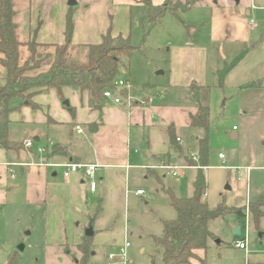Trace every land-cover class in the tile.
I'll return each instance as SVG.
<instances>
[{"label":"crops","instance_id":"1","mask_svg":"<svg viewBox=\"0 0 264 264\" xmlns=\"http://www.w3.org/2000/svg\"><path fill=\"white\" fill-rule=\"evenodd\" d=\"M165 1L152 0L155 5ZM76 2L73 44L97 43L109 29L114 34L128 35V25L133 18L134 7H142L139 0ZM252 2L264 7V0L198 2L197 6L213 8L209 40L199 44L186 42L185 45L176 47V59L173 61L169 83L164 89L149 85L146 88L149 89V99L145 106L128 108L124 103L114 104L111 100L104 99L101 108L94 109L90 106L87 93L80 95L71 87L63 88L64 99L59 95V100H55L56 113L52 110L47 112L50 128L46 133L36 132L34 136L38 139L36 142L45 137V145L49 140H57L61 144L57 148H49V152L59 150L47 158L50 162L74 160L98 163L100 169L97 173L96 191L90 190L83 171L65 178L62 167L14 165L21 167L24 175L23 192L26 202L33 206H42L45 211L46 233L51 235L55 242H59L60 247L67 242V227L81 216L82 209L88 207L90 193L98 194V216H107L109 222H115L120 217L125 219L132 170L152 169L148 166H153L158 158L173 164L171 152L176 147L181 151L183 163L186 162L187 155L183 151L184 137L181 130L192 127L191 115L198 111L190 86L195 83L226 90L228 83H219L222 64L230 65L235 62L225 77V80H232L231 86L235 89L234 93L225 97V105L237 99L239 122V125H234L233 129L228 131L233 141L238 142L230 149L233 154L230 160L238 163V167L232 169L237 173L243 172L249 181L253 170L264 168V70L261 69L264 64V18H260L259 23L254 21L253 24L248 19L255 11H264V8L251 9ZM16 7L19 10V35L22 33L24 37L29 38L35 36L39 42L44 43L65 42L68 0H16ZM217 7H220L221 11L216 12L214 9ZM221 30L225 34L222 41ZM247 63L256 67L257 75H244L242 71L236 74L237 70ZM127 80L132 86L131 75ZM251 81H256L257 84L243 86ZM132 92L136 95L141 93L133 87ZM66 98L70 102L69 106L61 104ZM91 123L99 124L95 131L89 129L88 125ZM169 125L174 126L175 135L180 138L176 144L170 141ZM76 126H81L83 131L78 132ZM201 137L203 135L196 137L197 154L198 139ZM45 145L35 143L32 148L7 150L15 153L17 159H7L6 163L0 165V202L7 200V193L3 188H7L8 171L12 178H16L15 172L12 176L9 164L39 161L41 156L36 149ZM21 151L24 154L22 159ZM224 156L221 159L226 164L225 160L229 157L225 154ZM57 168H60V171ZM135 192L136 190L134 194L139 196ZM89 226L94 230L93 224L88 221L84 232ZM111 243L113 242L104 241L100 246ZM203 253L200 252L201 255H204ZM106 260L107 255L105 263Z\"/></svg>","mask_w":264,"mask_h":264},{"label":"rangeland","instance_id":"2","mask_svg":"<svg viewBox=\"0 0 264 264\" xmlns=\"http://www.w3.org/2000/svg\"><path fill=\"white\" fill-rule=\"evenodd\" d=\"M175 5L176 1L172 0L170 6ZM219 8L214 10L219 12L221 11ZM212 13L213 8L199 5L180 12V17L168 12L152 26L150 33L144 36V28L147 29L150 25L148 22L143 23V6L134 7L133 18L128 25V34L131 33L133 42L141 46V49L132 54L128 60L129 68L122 67L121 74L126 79L131 75L133 89L141 92L137 93V96L143 97L148 102L149 89H145L147 83L162 89L166 87L170 81L173 61L176 59L174 56L177 46L185 45L186 42L199 44L209 40ZM260 18H264V11H255L248 16L250 21L256 23H259ZM221 31L222 41L225 34L223 30ZM28 38L20 33V39ZM247 64L235 71L236 74L242 71L244 75H257L256 67ZM226 66L222 64L221 70ZM261 69L264 70V64ZM2 74L0 67V77ZM225 77L223 82L229 85L226 90L208 86L211 111L209 163L204 169L207 183L206 200L212 208H216L223 199L224 204L221 206L223 216L209 222V228L215 234V239L209 242L205 264H264V216L256 220L246 208L248 202H254L264 195V168L253 170L249 181L243 172L237 173L232 169L238 167V163L230 160L233 156L230 149L238 142L233 141L228 131H231L234 125H239V122L237 99L225 105V97L235 91L231 86L232 80H225ZM55 100H59V94L53 88L34 97L37 108L26 103L21 104L20 99H13L11 105L17 107L10 114V140L23 142L30 139L45 145V137L36 142L34 134L46 133L50 128L47 112L52 110L56 113ZM64 101L61 104L64 105ZM181 134L184 137L183 151L187 155L186 162L183 163L181 151L177 147L171 152V161L175 165L188 164L193 168L185 169L184 175L178 178L167 168L170 163L158 158L154 161L152 169L132 170L126 217L109 222L107 216H98L100 212L97 214L93 223L96 234L90 238L92 252L88 264H105V256L125 239L131 242L128 254L133 264H152L153 260L154 264H163L162 249L155 246L153 236L162 234L164 220L175 219L177 216V211L171 205L166 190L172 188L178 197H190L193 194L192 183L200 167L197 161L190 162V157L198 155L196 137L204 135L205 131L202 128L191 127L181 130ZM58 145H61L59 141L53 140V144L48 142L45 146L51 149L57 148ZM220 152L229 157L225 160V167L219 157ZM20 156L21 159L24 156L22 151ZM7 159H17V157L12 151L8 152L0 148V165L6 163ZM57 169L60 171V168ZM14 170L16 178H12L8 171L7 188H3L7 193V200L0 202V264H7L14 253H16L15 264H74V256L77 259L81 257L77 246L85 235L84 227L88 224L87 214L94 215L99 209L98 194L89 192L88 207L82 209L81 216L67 227L65 234L71 251L68 254L60 247L59 242H55L51 235H47L45 211L42 206H33L26 202L23 192L25 180L21 167L14 166ZM96 180L98 181L97 177ZM137 189H143L146 194L136 196L134 191ZM234 208H244L245 224L243 219L236 215ZM238 227L241 228L239 236L235 234ZM245 236H247V251L235 245L237 238L241 239ZM104 241L113 243L100 246ZM20 246H23V249H20ZM192 264L203 263L194 260Z\"/></svg>","mask_w":264,"mask_h":264},{"label":"trees","instance_id":"3","mask_svg":"<svg viewBox=\"0 0 264 264\" xmlns=\"http://www.w3.org/2000/svg\"><path fill=\"white\" fill-rule=\"evenodd\" d=\"M144 9L143 23L150 27L144 28V36L148 35L154 24L159 22L168 12L180 17V12L192 9L201 0H179L175 6H170L172 0L155 5L152 0H139ZM75 6H69L65 23L64 43L39 42L35 36L27 40L20 39L18 21L19 10L16 0H0V67L3 73L0 77V148L5 150H20L24 142L10 140V114L17 107L11 105L13 99H20L21 104H29L37 108L34 97L51 88L63 98V88L68 86L78 90L80 94L87 93L90 106L101 108L104 102L103 93L112 89L125 96L126 89L117 88L115 82L122 77L121 68H129V58L141 46L135 44L131 34H114L109 29L97 43L73 44ZM25 49V54H24ZM242 55V54H240ZM235 62L227 65L219 72V83L223 85L226 73ZM124 77V76H123ZM256 81L244 83L243 86H254ZM149 85L145 86V89ZM190 90L195 99L198 111L191 115V126L202 128L203 137L198 139V164L195 179L192 183L193 194L190 197H178L172 188H167L171 205L177 211L175 219L163 221V231L160 236H153L156 247L162 249L163 264H191L198 259L206 263L205 254L209 249V242L215 239V234L209 228L212 219L223 216L221 206L223 201L212 208L206 200L207 187L204 173L209 163L210 154V90L208 86L192 84ZM64 99V98H63ZM50 122V120H49ZM98 123L88 125L95 131ZM170 141L176 144L177 137L174 126L169 125ZM22 143V145H21ZM47 152L45 158L58 153ZM193 160L190 158V162ZM226 205V204H225ZM236 215L245 224L246 212L244 208H234ZM249 210L256 220L264 216V195L249 203ZM97 213L87 214L89 224L96 220ZM245 227V226H244ZM93 236V235H92ZM84 235L77 246L81 257L74 256V264H88L92 252L90 238ZM62 248L69 254L68 243ZM200 252H204L201 255ZM16 263V253L12 254L7 264ZM154 264V260L152 262Z\"/></svg>","mask_w":264,"mask_h":264},{"label":"built area","instance_id":"4","mask_svg":"<svg viewBox=\"0 0 264 264\" xmlns=\"http://www.w3.org/2000/svg\"><path fill=\"white\" fill-rule=\"evenodd\" d=\"M251 9H258V8H264L262 6H258L256 5L254 2L251 3L250 5ZM253 20L250 21L251 24H253ZM115 85L117 88H123L126 89L127 94L125 96H122L120 94H118L115 90L112 89H108L105 90L103 93V96L105 99H109L112 102H114V104H122L124 103L128 108L131 107H138V106H145L147 105V100L144 99L143 97H139L136 94H134L132 92V86L130 84V82L124 78L123 76L120 77L116 82ZM76 130L78 132H82L83 128L81 126H76ZM177 140H180V138H177ZM49 142L51 144H53L52 140H49ZM34 141L33 140H25L24 141V145L27 148H32L34 146ZM36 152L41 156L39 161L36 162H31V163H10L9 166L10 171L12 173V176H14V172L15 170L13 169L14 165H37V166H52V167H62L63 168V176L65 178H69L72 174L77 173L79 171H83L85 173V176L88 180L89 183V188L92 192L96 191L97 188V173L100 169V165L96 162H81V161H74V160H67L65 162L62 163H57V162H50L45 158V155L47 154V152H49V149L47 146H39L36 149ZM220 158H224V154L220 153L219 154ZM192 160H195L198 162L199 157L198 155H192L190 157ZM224 167H225V162L223 163ZM145 168H147L146 166H144ZM149 167H153V166H148ZM192 167V165H175V164H169L167 166L168 169H170L172 171V175H174L175 177H182L184 175V170L187 168ZM137 195L141 196L146 194V192L143 189H138L135 192ZM247 212L250 211L249 210V203H247ZM249 215V213H248ZM246 228V226H245ZM246 232V230H245ZM236 247L240 248V249H244V250H248V245H247V236H245L244 238H237L236 240ZM131 247V242L128 239H125L123 243H121L115 250L110 251L107 254V260L105 264H133V262L131 261L129 254H128V250Z\"/></svg>","mask_w":264,"mask_h":264},{"label":"water","instance_id":"5","mask_svg":"<svg viewBox=\"0 0 264 264\" xmlns=\"http://www.w3.org/2000/svg\"><path fill=\"white\" fill-rule=\"evenodd\" d=\"M76 3H77L76 0H68V5L69 6H75ZM64 105L65 106H69L70 105V102H69L68 99H65ZM35 140H38V139H35ZM85 234L89 235V236L94 235V230H93L92 226H89V228L86 230ZM235 234L238 235V236L241 235V228L240 227H238L236 229ZM20 249H23V246H20Z\"/></svg>","mask_w":264,"mask_h":264}]
</instances>
